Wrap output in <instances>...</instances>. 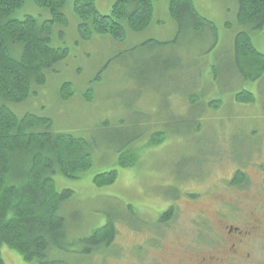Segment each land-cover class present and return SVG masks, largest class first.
<instances>
[{
    "label": "rangeland",
    "instance_id": "374dc122",
    "mask_svg": "<svg viewBox=\"0 0 264 264\" xmlns=\"http://www.w3.org/2000/svg\"><path fill=\"white\" fill-rule=\"evenodd\" d=\"M168 2H155L153 20L145 30L127 29L125 40L115 42L98 34L90 41L80 39L73 0H66L67 24L53 26L50 43L67 47L69 56L46 73L45 83L35 93L19 106L10 105L18 116L29 112L47 117L53 131L80 136L90 145L92 164L79 178L59 173L53 177L57 190L74 192L63 207L71 239L89 235L106 221L108 213H124L115 214L117 233L110 249L87 254L78 246L69 254L57 255L64 264H140L130 240L141 243L146 235L137 222L131 232L125 204L153 222L166 202L179 204V216L167 229L146 223L148 230L154 229L163 238L164 247L160 253L148 252L143 264H152L154 256L162 264H176L189 238L199 240L192 228L200 223L192 221L199 209L211 214L217 224L211 202L220 197L215 194L216 183L211 196L194 202L179 195H183L182 188L203 190L216 177L227 178L233 164L252 161L253 152L264 144V74L255 81L243 80L234 68L233 48L235 34L243 31L264 54V27L255 30L240 25L236 0H192L199 14L214 23L216 35L205 28L199 33L188 29L175 37L177 24L169 16ZM112 3L95 0L102 14L110 12ZM42 10L27 0L14 16L37 17L39 13L44 17L37 18L41 21L49 17ZM66 82L71 84V95L63 100L61 87ZM241 89L251 92L254 101H236L234 96ZM192 95L194 105L188 104ZM209 101L215 104L208 105ZM150 126L167 134L160 144L145 148ZM120 138L129 141L128 147L144 148L136 166H119L117 153L107 147V141ZM113 168L118 175L112 184L94 185L95 174ZM199 169L201 178L209 175L205 182L187 180L188 174ZM255 176L252 173L251 178ZM200 177L195 174L193 179ZM199 219H203L200 213ZM0 255L5 264H33L6 245H1Z\"/></svg>",
    "mask_w": 264,
    "mask_h": 264
},
{
    "label": "trees",
    "instance_id": "16d2710c",
    "mask_svg": "<svg viewBox=\"0 0 264 264\" xmlns=\"http://www.w3.org/2000/svg\"><path fill=\"white\" fill-rule=\"evenodd\" d=\"M26 1L0 0V247L8 246L33 264H64L57 255L69 254L78 246L87 254L110 249L117 233L115 214L124 216V213L119 210L108 213L106 221L89 235L78 239L69 237L63 207L74 192L69 188L57 190L53 177L59 173L67 178H79L91 167L90 145L80 136L53 131L47 117L29 112L18 116L10 107L19 106L35 93L45 83L46 73L69 56L67 47L50 43L53 26L67 24L63 11L66 0H31L34 6L49 14L41 21L37 19L43 17L39 13L37 17L14 16ZM156 1L113 0L110 12L102 14L95 0H73L72 10L78 18L77 34L83 41H90L98 34L122 42L127 37V29L140 32L151 24ZM236 2L238 23L255 30L263 29L264 0ZM168 13L177 24L175 37L188 29L199 33L205 28L216 35L214 23L199 14L192 0H169ZM233 48L237 74L248 81L261 78L264 54L253 46L247 32L235 34ZM70 87L68 82L62 85L63 100L71 95ZM190 97L188 104L194 105L193 95ZM234 97L238 102L254 101L253 94L247 90L241 89ZM214 102L209 101L208 105L213 106ZM165 134L164 130L149 132L147 129L145 148L160 144ZM107 142V147L117 153L119 166L137 165L144 148L128 147L129 141L125 138ZM117 175L114 168L99 172L94 175L93 183L98 187L109 185ZM125 208L129 213L133 206L125 204ZM169 214L162 220L167 221ZM0 264H5L1 255Z\"/></svg>",
    "mask_w": 264,
    "mask_h": 264
},
{
    "label": "flooded vegetation",
    "instance_id": "af4514ba",
    "mask_svg": "<svg viewBox=\"0 0 264 264\" xmlns=\"http://www.w3.org/2000/svg\"><path fill=\"white\" fill-rule=\"evenodd\" d=\"M151 126L148 128L149 132L164 130ZM261 146L253 152L252 161L233 164L234 169L227 178L216 177L217 180L206 183L203 190L186 186L182 188L183 195H179L186 201L194 202L211 196L216 183L219 186L215 188V194L220 193V197L216 202H211L217 224H213L209 216L211 214L199 209L192 220L200 222L192 225L196 232L194 238L199 236V240L189 238L186 246L182 247L185 255L182 254L183 258L176 260V264H264V144ZM201 172L200 169L191 172L187 175V180L205 182L209 175L201 178L198 175ZM252 173L256 174L255 180L251 178ZM195 174L200 178L193 179ZM178 205L176 202H166L153 222L140 216L134 208L129 211L127 220L131 232L135 227L133 222H137L142 225L141 229L146 235L141 243L130 240V245L135 248V255L140 256V264L145 262L144 257L148 252L160 253L164 247L163 238H159L154 229L148 230L146 223L152 222L153 226L167 229L169 222L179 216ZM168 212L170 218L162 220ZM199 213L203 215V219L197 220ZM147 234L150 236L147 237ZM154 257L152 264H162L161 259L156 256L155 260Z\"/></svg>",
    "mask_w": 264,
    "mask_h": 264
}]
</instances>
